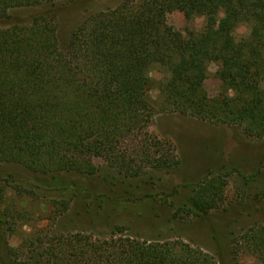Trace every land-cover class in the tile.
Segmentation results:
<instances>
[{"label": "trees", "instance_id": "16d2710c", "mask_svg": "<svg viewBox=\"0 0 264 264\" xmlns=\"http://www.w3.org/2000/svg\"><path fill=\"white\" fill-rule=\"evenodd\" d=\"M74 1L0 0V20L11 11L32 13L28 22L0 28V165L52 178L61 172L91 176L97 171L92 159L99 158L137 177L142 166L126 161L128 139L144 132L157 111L238 125L264 137V0H91V10L61 44L55 9ZM171 12L202 16V30L174 36L165 24ZM239 24L249 31L235 41ZM212 63L233 97H202ZM156 66L168 76L158 82L154 100L148 71ZM147 147L138 156L144 166L159 172L178 167L171 154ZM225 177L210 171L185 185L191 195L174 216L217 208ZM9 183L0 177V264H218L199 247L126 235L120 227L104 238L68 232L46 244L33 238L10 247L6 224L21 216L2 206ZM231 244L236 259L240 252L264 264V225L245 229Z\"/></svg>", "mask_w": 264, "mask_h": 264}, {"label": "rangeland", "instance_id": "374dc122", "mask_svg": "<svg viewBox=\"0 0 264 264\" xmlns=\"http://www.w3.org/2000/svg\"><path fill=\"white\" fill-rule=\"evenodd\" d=\"M55 10L59 42L63 44L91 10V0L61 4ZM31 14L11 11L9 18L0 20V28L28 22ZM165 24L174 36L183 37L189 31H201L204 19H186L171 12L165 16ZM248 31V25L239 24L233 32L235 41ZM216 69L215 63L209 65L200 90L211 102L233 97L216 78ZM148 75L154 82L149 95L157 100L158 82L168 73L156 66ZM260 89L264 92V81ZM127 144L131 150L126 152V161L131 160V167L142 166L137 177L99 158L92 159L97 171L91 176L61 172L52 178L17 164H1L0 177L11 181L3 187L2 206L21 216L6 224L9 246L20 247L33 238H42L46 244L55 235L68 232L104 238L120 227L126 235L199 247L218 264H261L245 253L239 252L236 259L231 240L253 225H264V137L247 135L238 125L212 124L157 111L144 132L129 138ZM146 146L150 153L162 150L171 154L178 167L159 172L144 166L138 156ZM210 171L226 175L220 205L199 216L175 217V209L191 195L190 188L184 186Z\"/></svg>", "mask_w": 264, "mask_h": 264}]
</instances>
